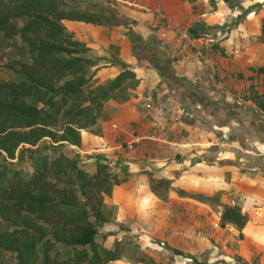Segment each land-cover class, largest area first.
I'll list each match as a JSON object with an SVG mask.
<instances>
[{
	"label": "crops",
	"instance_id": "obj_1",
	"mask_svg": "<svg viewBox=\"0 0 264 264\" xmlns=\"http://www.w3.org/2000/svg\"><path fill=\"white\" fill-rule=\"evenodd\" d=\"M77 1L97 11L108 10L118 26L125 25L127 19L130 21L137 57L129 66L140 79L137 95H131L132 103L114 108L111 113L115 99L107 101V106L104 104L112 117L115 115L124 123L119 124L120 131H113L107 123L98 119L95 126L102 134H97V144L102 146L93 149L108 150L110 156L121 163L122 169L130 167L137 172L135 174L147 172L158 175L159 178L168 179L169 185L180 182L186 188L198 185L202 192H212L213 188L235 191L245 200L243 203L238 200L231 203H237L248 213V220L241 230L243 240L237 249L230 241L234 237L232 232L220 224V210L215 218L208 216L210 227L206 223L201 225L188 211L171 220H166L164 211H160V216L155 219L149 213L134 220L127 218L124 212L119 213L113 219L119 236L124 235L134 243L141 242L143 250L156 261L163 259V264H189L192 258L216 264L235 263L238 258L243 261L249 259L254 246L264 249V112L253 105L247 106L251 101L242 97L250 82L257 81V78H235L230 74L235 70H247L249 64H264V50L257 41L258 35L263 32L264 0H233L230 4L217 2L216 12H223L221 19L219 16L217 19L220 24L225 21L229 24L220 32L218 41H213L217 43L210 51L211 57L206 55L208 60L197 57L193 50L170 57L169 48L174 32L150 24V13L126 5L133 10L132 15H126L118 8L117 1ZM139 2L149 6L160 4L170 18L180 24L186 22L188 28L192 21L205 19L204 13L197 15L189 9L195 1ZM68 22L81 21L65 20L67 27ZM101 26L105 27L103 36L109 38L107 32L110 26ZM112 32H115L114 29ZM118 40L122 43L124 37ZM206 50L207 45L205 54ZM147 88L153 91V99L147 107L144 100L145 107L139 106V100H142ZM134 124H139L136 128L141 129L143 134H152V124L159 128L163 134L160 138L166 143L164 148L161 146L164 151H157L145 144L142 145L143 154H139L136 160L125 158L122 150L129 148L125 143L128 140L126 133ZM144 140L152 139L144 137L135 145ZM127 181L131 182L132 179L124 182ZM169 189L173 196L175 192ZM224 203L229 202L222 201L220 205ZM182 230L187 232V237L180 234ZM210 233L212 239L204 241L201 235ZM149 236L152 241L147 239ZM173 247L182 252L176 253ZM144 263L137 261L135 264Z\"/></svg>",
	"mask_w": 264,
	"mask_h": 264
},
{
	"label": "trees",
	"instance_id": "obj_2",
	"mask_svg": "<svg viewBox=\"0 0 264 264\" xmlns=\"http://www.w3.org/2000/svg\"><path fill=\"white\" fill-rule=\"evenodd\" d=\"M65 20L118 24L108 10L97 11L77 0H0V37L20 39L0 61L16 74L0 77V264H9L6 254L12 264H111L130 242L126 237L110 246L98 241L99 230L90 218V212L102 218L103 195L128 180L130 172L117 174L113 165L103 161L87 171L74 155L33 147L44 138L80 146L81 129L104 115V101L127 79H137L136 71L124 65L105 84L87 88L86 68L94 61L83 54L88 44L70 35ZM189 30L207 34L200 24L189 25ZM230 74L257 78L242 97L264 112V64H249L247 70ZM67 173L75 176L79 194L61 182V174ZM219 219L221 225L238 228L241 236L248 213L237 203H224ZM111 233L103 232V238ZM132 257L156 264L148 253ZM189 264L216 263L192 258Z\"/></svg>",
	"mask_w": 264,
	"mask_h": 264
},
{
	"label": "rangeland",
	"instance_id": "obj_3",
	"mask_svg": "<svg viewBox=\"0 0 264 264\" xmlns=\"http://www.w3.org/2000/svg\"><path fill=\"white\" fill-rule=\"evenodd\" d=\"M80 1L92 2V0H80ZM112 1H117L118 8L126 15L133 14L132 12L133 10L127 8L126 5H124V3L122 2L123 0H112ZM135 1H140V0H135ZM142 1H151V0H142ZM188 1L191 2L195 1L191 4L192 6L189 7V9H191L192 12H195L197 15L204 13L203 17L205 19L192 21L191 25L200 24L206 27L207 29V34H206L207 38L205 40L207 43L206 55L211 57L210 51H212V49L210 48L208 50V48L211 45L210 43H212L213 41H218L217 39L220 36V32L222 33V31L226 29L225 25L229 24L227 21L223 22V24H220L219 19H217L218 16L221 19V14L223 13V12H216L218 6L217 2L225 1L226 4L227 3L230 4L231 1L233 0H188ZM129 22L130 21L127 19L126 24L123 26L122 25L118 26V24L109 25L110 26L109 32L106 31L107 34L109 35V38L103 36L105 32V27L101 26L103 24H101L100 26H96L95 23L86 24L84 22H74L71 24L70 22H68L69 24L67 29L70 35L74 38L84 40L88 44L89 47L85 52H83V54L89 56L94 61V63H92L86 68L87 88L90 89L95 87L96 85L105 84L109 79H111L117 73V71L122 66L124 65L129 66L134 62V59L137 57L136 56L137 52L136 49L134 48L135 35H133V33L129 28L130 27ZM181 25L185 26L186 22ZM113 29L115 32H112ZM102 36L104 38H102ZM123 37H124V42L122 41L121 43L118 40V38H123ZM258 37L259 38L257 41L259 44H262V49L264 50V44H263L264 31L261 32L258 35ZM16 41L17 42L20 41L19 36L17 35L12 38L0 37L1 62L6 57H8V55L12 53L11 50L13 49V45ZM254 42L255 41H253V43ZM215 43L214 45H216ZM216 48L218 49V46H216ZM12 76H16V74L13 73V71L10 68L0 65V77L7 79ZM139 82L140 79L138 77L137 79L129 78L124 82V84L121 87L113 91L112 97L107 98L104 101L105 104L111 98L115 99L114 101L116 102V104L114 103L111 105L112 108L110 113L114 108L118 109L122 105L133 102L130 98L133 93L137 95L136 88ZM143 100H144V95H142V100H139L138 105L139 106L142 105L145 107V105L143 104ZM107 105L109 104L106 103V106ZM104 110H105L104 115L100 116L98 119L100 121H104L105 123H107L108 127L111 128V122L113 121L117 122L118 125L124 123L123 121H120L118 118H116L115 115L112 117V115L107 112V109L104 108ZM151 113L152 112H150L147 115L150 116ZM131 126L132 127L129 128V132L126 133L128 140L131 137L130 131L132 129H137L136 131H138L139 133L141 130L136 128L139 126V124L138 126H135V124ZM97 129L98 126L95 125L89 126L87 128H82L81 129L82 142L80 146L70 144L67 141L51 142L49 140L50 138H44L36 146L33 147H37L43 151H48V152H51L50 149L51 150L54 149L57 152L62 150L68 155L71 156L74 155L78 157L80 164L87 171H91L93 169V165L96 161H103L113 165L117 174H123V171L124 173L126 171L130 172L131 175H129L130 177L129 179H132L131 182L127 181L124 183L122 182L119 184H115L112 186L111 192L109 194L103 195V199H102L103 202L100 205V211H102V218L100 219L95 218L93 212L92 213L90 212L91 215L90 218L93 221L95 227L98 228L99 230V232L96 234V239L98 241L103 242L105 245H109V246L112 245L114 240L117 239L118 237L119 238L126 237L124 235L119 236L120 233H117V229H115L116 224L115 222H113V219H115V217L118 216L119 213L121 214L124 212L127 218L130 217L132 218V220H134V219H139L141 216L146 217L149 215V213L151 214V218L155 219L160 216V211L162 212L164 211L163 212L164 215L167 216L166 220L168 219L171 220V219H176L178 216H181L182 214H185L186 211H188L193 217V219L197 220L201 225L206 223L207 227H210L209 226L210 219L208 218V216L210 218H215L216 212L222 209V206L220 205L222 201L231 203V201L238 200V202L243 203L245 200L244 198H240V195L235 191L231 192L230 190H223V189L215 190V188H213L214 190L212 192H202L198 185H195L194 188H186L184 184L180 182H176L173 185H169L168 179L162 177L159 178L157 177L158 175L156 176L151 175V173H147V172H143L141 174H135L137 172H133V169H131L130 167L122 169L120 167L121 163L116 162L114 160V157L110 156L108 150L93 149L94 147L100 148V146H102L97 144L98 142L97 134L100 133L102 134V132H99ZM150 130L152 133L160 135V137H162L163 135L161 133V130L156 126H154L153 124L151 125ZM113 131H120V130L113 129ZM82 144H84V146H82ZM145 144H148L146 146L152 147L157 151H164L161 148V146L164 148V145L166 143L161 139L160 140L153 139L149 141L144 140L142 143L137 144L132 148H124L122 150V153L123 155L125 154L124 155L125 158L136 160V157H138L139 154H143L142 151L144 152L143 150L144 146L142 145ZM77 147H79L80 149H78ZM2 161L3 158L0 155V164ZM22 163L26 167L28 166L26 158L22 160ZM60 180L61 182L62 181L67 182V185L74 188L79 194L80 191L78 188L77 180L73 174L71 173L61 174ZM169 188H172L173 191L175 192L173 196L170 194ZM184 190L188 192H183ZM203 194H206V196H203ZM79 196L81 200L79 204L81 207H83L84 206L82 204L83 198L81 195ZM249 201L250 203H252L251 200ZM143 217L141 219H143ZM225 227L228 231L232 232L234 236L230 240L233 244V248L236 249L239 248V245L241 244L243 237L239 235L238 230L232 229L228 225H225ZM106 231H112L113 233L103 238L102 233ZM126 232L130 233L131 231H126ZM202 233L204 232H201L200 234ZM201 236L204 241H206L207 239L209 240V238L212 239L211 233ZM147 239L151 240L152 238L150 239L149 236ZM136 241H139V239H137ZM134 242L135 241L130 240V242L126 244V248L123 254L121 255V257L112 260L111 264H133V263L135 264L137 263V261H134L132 259L131 257L132 254L142 253V252L148 253L147 251L143 250V247L140 246L141 242L140 243H134ZM9 256H10L9 254L5 255L6 259H8V263L12 264V260L10 259ZM156 262H157L156 264L164 263L163 259L161 258ZM240 263L264 264V249H262L261 246L259 247L254 246L253 251L251 253V257L249 259H246L244 261L239 260V262H235L232 264H240ZM144 264H150V263H144Z\"/></svg>",
	"mask_w": 264,
	"mask_h": 264
},
{
	"label": "built area",
	"instance_id": "obj_4",
	"mask_svg": "<svg viewBox=\"0 0 264 264\" xmlns=\"http://www.w3.org/2000/svg\"><path fill=\"white\" fill-rule=\"evenodd\" d=\"M125 5H128L130 7L140 9L143 12L150 13L151 19L149 21L150 24H154L156 26H162L167 29H171L174 32L173 39L171 42V46L169 48V56L170 57H177L179 55L185 54L188 51L193 50L194 54L201 58L208 60L209 58L206 56L204 52V48L206 45V37L204 35H195L190 32L189 28L186 26H182L179 22L176 20L170 18L164 11L163 7L160 4H154L153 6L149 5H142L139 1L135 0H123L122 1ZM153 99V91L150 88H147L144 94V104L150 105V102ZM111 127L113 129H118L119 126L117 122L113 121L111 122ZM131 130L130 131V139L126 141V146L131 148L134 146L135 143L139 142L144 137H148L150 139H161L160 135L152 133V134H143L139 133L138 131ZM228 225L232 229L238 230L234 225L232 224H225ZM239 231V230H238ZM181 234L184 237H187V232L182 231ZM199 239L201 237H198Z\"/></svg>",
	"mask_w": 264,
	"mask_h": 264
}]
</instances>
